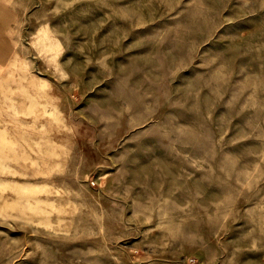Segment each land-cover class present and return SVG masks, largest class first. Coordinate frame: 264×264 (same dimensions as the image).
<instances>
[{"label":"rangeland","instance_id":"obj_1","mask_svg":"<svg viewBox=\"0 0 264 264\" xmlns=\"http://www.w3.org/2000/svg\"><path fill=\"white\" fill-rule=\"evenodd\" d=\"M0 264H264V0H0Z\"/></svg>","mask_w":264,"mask_h":264},{"label":"bare ground","instance_id":"obj_2","mask_svg":"<svg viewBox=\"0 0 264 264\" xmlns=\"http://www.w3.org/2000/svg\"><path fill=\"white\" fill-rule=\"evenodd\" d=\"M3 156V155H2Z\"/></svg>","mask_w":264,"mask_h":264}]
</instances>
